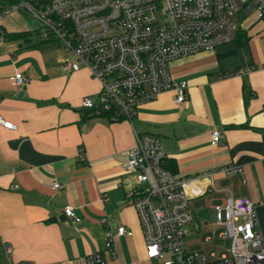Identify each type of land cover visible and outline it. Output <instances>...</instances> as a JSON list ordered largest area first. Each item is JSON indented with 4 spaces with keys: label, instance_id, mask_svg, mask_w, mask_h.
Masks as SVG:
<instances>
[{
    "label": "crops",
    "instance_id": "obj_1",
    "mask_svg": "<svg viewBox=\"0 0 264 264\" xmlns=\"http://www.w3.org/2000/svg\"><path fill=\"white\" fill-rule=\"evenodd\" d=\"M237 14L231 42L171 62L176 82L189 83L187 102L177 104L174 92H164L132 121L83 106L101 83L85 65L64 69L74 58L64 44L30 29L9 32L2 21L10 35L0 39V114L18 130L0 126V264H86L94 252L108 264H152L138 210L127 198L138 188L137 176L122 167L136 132L161 138L178 177L217 171L201 195L210 207L197 214L201 226L209 218L220 226L206 242L224 239L214 208L229 196L256 202L264 234V18L243 9ZM18 72L28 79L23 85L15 83ZM214 129L223 132L218 144ZM230 165L243 167L244 175L220 171ZM54 180L62 187L54 188ZM67 206L81 222L65 215ZM119 225L133 234L116 237L112 254L107 235Z\"/></svg>",
    "mask_w": 264,
    "mask_h": 264
},
{
    "label": "built area",
    "instance_id": "obj_2",
    "mask_svg": "<svg viewBox=\"0 0 264 264\" xmlns=\"http://www.w3.org/2000/svg\"><path fill=\"white\" fill-rule=\"evenodd\" d=\"M242 9L264 18V0H0V39L6 38L3 19L27 12L42 29L43 39L62 40L74 53L73 59L64 61L65 70L85 65L100 81L98 95L86 96L83 106L113 120L132 121L145 102L164 92H174L177 104L187 102L189 83L176 82L170 63L231 42L238 29L235 15ZM14 80L18 85L28 81L22 72ZM0 126L18 130L2 114ZM222 136V130L214 129L212 143L218 144ZM124 156L123 170L134 172L138 184L128 190L127 198L138 210L152 264H264V234L252 198L229 196L214 208L226 227L220 236L231 239L229 248L210 254L192 251L185 243L186 226L196 217L190 200L207 192L210 186L205 181L217 171L178 177L169 167L161 138L138 132L135 145ZM220 171L244 175L241 166H224ZM53 185L62 187L57 180ZM64 211L74 222L82 221L73 206ZM132 234L119 225L108 232L106 246L115 254V238ZM11 249L7 245V251ZM85 262L108 264L101 252L89 254Z\"/></svg>",
    "mask_w": 264,
    "mask_h": 264
},
{
    "label": "rangeland",
    "instance_id": "obj_3",
    "mask_svg": "<svg viewBox=\"0 0 264 264\" xmlns=\"http://www.w3.org/2000/svg\"><path fill=\"white\" fill-rule=\"evenodd\" d=\"M235 19H238L237 15H235ZM4 23L6 24L9 32L12 30H24V29H30L32 31V34L34 37L37 38H44L43 33L41 32L42 29L37 28L34 25V20L32 17L25 11H18L13 13L10 16H7L3 19ZM59 44H64L62 40H58ZM171 67V63H170ZM209 198L208 196H201L195 199L190 200V208L196 212L195 220L187 225L188 230H191L185 237V243L187 247L191 250H204L206 253H210L212 250L218 252H222V250H225L224 248H227L230 243L231 239H219L214 238L213 241H205V237L208 234H213V232H216L219 224L217 221H212L209 218L210 223L208 225L201 226L199 224V218L198 215H200V211L209 208L210 206ZM198 214V215H197ZM140 218V216H139ZM141 221V220H140ZM142 225V223H141ZM142 228L144 230V227L142 225ZM145 234V232H144Z\"/></svg>",
    "mask_w": 264,
    "mask_h": 264
},
{
    "label": "trees",
    "instance_id": "obj_4",
    "mask_svg": "<svg viewBox=\"0 0 264 264\" xmlns=\"http://www.w3.org/2000/svg\"><path fill=\"white\" fill-rule=\"evenodd\" d=\"M8 1L13 2L14 0H8ZM26 33L27 32H14L11 35H15V36L20 35V36H22V35H25ZM8 35H10V34L6 32V38L8 37Z\"/></svg>",
    "mask_w": 264,
    "mask_h": 264
},
{
    "label": "water",
    "instance_id": "obj_5",
    "mask_svg": "<svg viewBox=\"0 0 264 264\" xmlns=\"http://www.w3.org/2000/svg\"><path fill=\"white\" fill-rule=\"evenodd\" d=\"M34 25H37V22H34Z\"/></svg>",
    "mask_w": 264,
    "mask_h": 264
}]
</instances>
